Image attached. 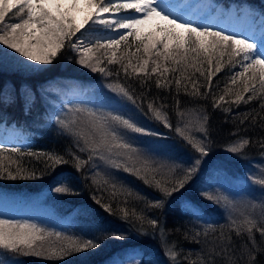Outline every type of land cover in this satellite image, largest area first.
I'll return each instance as SVG.
<instances>
[{
	"label": "trees",
	"instance_id": "16d2710c",
	"mask_svg": "<svg viewBox=\"0 0 264 264\" xmlns=\"http://www.w3.org/2000/svg\"><path fill=\"white\" fill-rule=\"evenodd\" d=\"M202 1L208 3L212 12L223 14L229 9L233 10L234 14L228 18L227 23L235 26L241 25L243 14H249L246 10H251L256 17H260L256 24L258 22V34L264 41V30L260 29L261 24H264V0ZM15 11L13 9V12ZM127 11L129 10H122L120 15H126ZM11 17L12 13L6 20ZM174 17L186 21L182 16ZM197 23H201L197 26L206 25L213 30L235 35L229 30L210 26L205 22ZM82 32L89 37L115 35L99 25H89ZM80 36L78 33L77 37ZM132 50H135L134 45ZM16 54L12 49L0 44V125L6 123L18 132L12 143L8 139H0V148L3 149L0 155L4 157V165H10L9 170L14 174L18 166L24 171L21 174L23 178L10 179L7 178V173L0 175V191L4 195H19L18 200L36 201L41 208L55 212L58 218L70 219L66 224L61 223L62 227L66 228L65 231H60L64 238L57 239L54 235L48 237L43 242L45 248L58 247L67 242V237L93 239L99 247L73 253L62 259L7 253L4 258L8 264H104L115 258L121 260V264H172L165 255V242L168 245H176V250L181 253L180 264H189L188 260L183 259L184 256L190 257L191 260L204 256L208 259V264H229L223 256H209L212 242L221 231L225 236H231L229 251L233 264H247L245 246L247 250L252 249L248 236L246 233L237 236L228 228V224L230 213L239 219H242L241 212L250 213L259 220L261 212L264 211V186L255 183L256 180L264 178V147H261L264 144V110L260 107L259 99L239 105L222 104L221 107H213L211 95L205 98L186 94L184 81L181 83L179 94L174 82L169 87L157 88L155 77L147 81L146 85H142L135 77H126L125 73L119 70L120 65L107 64L106 59L102 66L113 73L119 70L118 75L105 76L92 72L77 63L78 54L69 47L63 49L52 64L41 65L36 69H30ZM133 62L135 63V60ZM207 67L205 64L204 68ZM240 70L239 66L232 68L225 64L213 77V93L217 96L223 94L225 85L229 84V77ZM179 75L177 72L169 78ZM195 75L201 83L204 82V77L199 73ZM51 81L61 88L70 86L97 90L106 84L117 83L130 87L136 104L121 96L128 106L123 105V108L129 109L135 124L143 125L142 128L149 133L143 134L140 143H130L139 150L141 158L148 160L154 168H160L161 165L177 166L175 175L169 174L166 167L161 169L156 174L157 180L164 182L178 178L185 169L193 165L199 155L175 131L178 122L183 127L182 118L177 114L178 109L196 110L207 115L205 142L208 155L201 157L197 172L185 187L169 197H164L154 186L145 184L142 179L124 171L123 168L110 167L96 156L77 170L72 155L87 160L89 153L80 152L82 142L78 146L74 137L57 126L54 117L56 100L52 102L49 98H56L58 91L51 88ZM188 90L191 91L190 84ZM204 91L205 89L201 88V92ZM225 99L229 100L231 97ZM149 102H154V106L158 108L163 105L160 110L167 115L171 128L165 127L163 121L153 117L147 108ZM224 108H231V111H224ZM192 134L204 138L202 133ZM242 139H248L249 145L239 153L228 151ZM12 147L20 148L21 153H11L9 149ZM29 152L55 153L64 156L69 162L55 168L46 167L43 157L27 155ZM243 160L248 162L247 175L241 165ZM32 174L35 178H30ZM104 180L109 183L104 184ZM113 184L117 186L115 190L112 188ZM57 186H69L73 189V194L56 193L54 188ZM124 190L131 195H127ZM113 191H117L115 197L112 195ZM204 193L226 196L231 206L224 202L218 204L210 201L205 198ZM94 197L102 203L111 204L112 213L97 204ZM260 197L262 200L259 201ZM157 200H163V207L149 206ZM121 208L129 211L135 209L138 214L145 216L146 220L156 219L159 227L152 228L146 220L141 225L131 216L124 219ZM19 213L22 212L11 215H14V221L23 220L16 217ZM209 225L216 231L205 237L203 233ZM42 229L48 233L58 232L49 228ZM197 233L201 235L197 236ZM114 235H122L125 238L115 239ZM255 238L258 250L255 251L254 264H264V238H261L258 232H255ZM3 251L0 249V252Z\"/></svg>",
	"mask_w": 264,
	"mask_h": 264
},
{
	"label": "snow or ice",
	"instance_id": "6c2138e0",
	"mask_svg": "<svg viewBox=\"0 0 264 264\" xmlns=\"http://www.w3.org/2000/svg\"><path fill=\"white\" fill-rule=\"evenodd\" d=\"M13 9L16 11L13 12ZM122 10H132L136 15H120ZM10 13L12 17L6 20ZM89 25L102 26L104 30L115 35L85 36L82 30ZM78 33L81 34L80 37H77ZM0 44L12 49L26 61L38 65L52 64L61 51L69 47L78 54L77 63L92 72L112 76L118 75L119 70H122L126 77H135L142 85H146L147 81L155 77L154 83L157 88L169 87L174 82L178 94L184 81L186 94L205 98L211 95L213 107L218 108L222 104L239 105L242 102L248 103L259 99L260 107L264 110V48L249 38L226 34L206 25L201 27L193 25L190 21H181L165 12L161 0H0ZM105 59L109 65H120V69L113 73L112 70L102 66ZM205 64L208 66L206 69ZM225 64L232 68L239 66L241 70L229 77V84L225 85L223 94L217 96L213 93L212 81ZM177 72L180 73L179 77L169 78L171 74ZM196 73L204 77L203 83L196 78ZM189 84L191 91L188 90ZM108 87L117 95L136 104V98L130 87L119 83L110 84ZM201 88L205 91L201 92ZM225 97L231 99L226 100ZM162 107L163 105L159 108L155 107L154 102H149L147 105L156 120L163 121L165 127L171 128L167 115L160 110ZM223 110L231 111V108ZM69 113H72L70 117L67 114L55 116V122L63 132L75 138L78 146L82 142L83 146L79 147L80 152L89 153L87 160L72 155L77 170L96 156L110 167L123 168L124 171L142 179L145 184L154 186L164 197H169L183 189L197 172L201 157L208 155V146L205 142L208 117L196 110L179 111L178 109L177 114L182 118L183 127L178 122L175 131L199 155L193 165L185 169L181 176L164 182L157 180L156 174L166 167L169 174L175 175L177 166L152 167L148 160L141 158L139 150L133 147L120 131L126 129L133 133L149 134L144 128L137 126L130 118L113 112L97 113L91 109L72 108L69 109ZM78 113L83 115H77ZM193 132L202 133L204 138H198L192 134ZM249 143L248 139L239 140L228 151L239 153ZM261 147H264V144ZM2 151L3 149L0 148V152ZM9 151L21 153L18 147H12ZM27 155L43 157L46 167L55 168L69 162L64 156L55 153L29 152ZM120 157L123 159H118ZM3 161L4 157L0 155V175L7 173V178L10 179L23 178L21 174L24 169L18 166L14 174L9 170L10 165L5 166ZM30 178H35L34 174ZM108 183L104 180V184ZM255 183L264 186V178L256 180ZM112 188L115 190L117 186L113 184ZM54 191L73 194V189L69 186H57ZM124 191L127 195H131L127 190ZM112 195L115 197L117 191H113ZM203 195L215 203L224 202L231 206L226 196L209 193ZM94 199L97 204L104 207L105 211L112 213L111 204L102 203L95 197ZM149 206L161 208L163 200H157ZM252 207L254 208L255 205ZM120 212L124 219L134 217L141 225L146 220V217L138 214L135 209L129 211L121 208ZM240 216L242 219L234 218L230 213L228 228L237 236L247 234L252 249L247 250L245 246L244 255L247 256V264H254L255 251L258 250L255 232L264 238V211L261 212L259 220L250 213L241 212ZM146 222L152 228L159 227L156 219H147ZM5 225L8 226L7 229ZM215 231L216 229L209 225L203 235L208 237L210 232ZM53 235L57 239L64 238L63 233H48L34 224L0 219V249L4 250L0 252V264H8L4 258L7 253L62 259L73 253L99 247L93 239L67 237L66 243L58 247L45 248L43 242ZM196 235L200 236L201 233ZM113 238L125 237L114 235ZM212 244L209 256L220 255L225 257L229 264H233L229 251L230 235L225 236L221 231ZM165 247V255L172 264H180L181 253L176 250V245H168L165 242ZM183 259L188 260L189 264H208V259L204 256L198 257L197 260H191L188 256H184Z\"/></svg>",
	"mask_w": 264,
	"mask_h": 264
},
{
	"label": "rangeland",
	"instance_id": "374dc122",
	"mask_svg": "<svg viewBox=\"0 0 264 264\" xmlns=\"http://www.w3.org/2000/svg\"><path fill=\"white\" fill-rule=\"evenodd\" d=\"M161 2L166 13L172 16H182L186 19V21H190L195 26H197V24H201L197 23V21L210 23L211 25H224L227 22V19L232 14H234L233 10L231 9L223 14H219L218 11L212 12L209 10L208 3L202 0H161ZM246 11H248L249 14H243L241 25H236L235 27L234 25H226L229 26V28H234L235 31L229 28L228 29L235 34L243 35L250 39L256 40V43H258L261 48H264V41L261 40L258 35V22L260 17H256L255 13L251 10ZM132 14H135L132 10L126 12V15ZM234 17L235 15L231 18V20H233ZM256 21H258L257 24ZM260 29L264 30V24H261ZM16 55H18V57H20L22 61L30 67V69H36L41 66L26 61L25 58L20 56L18 53ZM50 84L51 88L58 91L56 98H49V100L52 102L53 100H56L55 103L57 107L55 106L54 117L57 115L64 116L65 114L70 117L72 113H69V109L84 107L85 109L96 111L97 113L113 112L114 114H120L125 118H130L134 122L133 116L131 115L129 109L123 108V105L128 107L127 104L121 99L120 95H117L115 92L109 89L108 85L110 84H106L103 88L97 90L80 87L73 88L70 86L61 88L60 86H57L54 81H51ZM137 126L144 127L143 125ZM145 128L147 129L146 126ZM120 131L128 142L140 143L142 141L141 138L143 134L133 133L126 129H120ZM17 134L18 132H16L12 126L6 123L0 125V138L4 140L8 139L11 141L10 143H12L14 139H16ZM247 164V160H243L241 162V165L245 169L244 173L246 175L248 174V170L246 168ZM18 196L8 194L4 195L0 191V219L14 221V215H11L15 212H22L16 217L22 218L23 220H16L17 222H27L28 224H34L41 229L49 228L58 232H63L66 230V228L62 227L61 223H68L70 221L69 218H58L59 216L55 212L51 211L50 209L41 208L39 205H37L36 201L30 202L29 200H18ZM243 199H248V197H243ZM258 199L260 201L262 200V197ZM249 205H251V201L249 202ZM4 227L6 229L8 228L7 225ZM120 262L121 260L115 258L104 264H121Z\"/></svg>",
	"mask_w": 264,
	"mask_h": 264
}]
</instances>
